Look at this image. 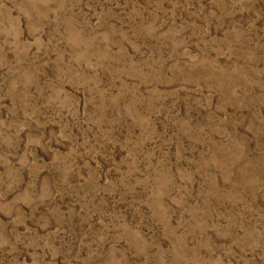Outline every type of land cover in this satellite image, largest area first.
I'll list each match as a JSON object with an SVG mask.
<instances>
[{"label":"rangeland","instance_id":"rangeland-1","mask_svg":"<svg viewBox=\"0 0 264 264\" xmlns=\"http://www.w3.org/2000/svg\"><path fill=\"white\" fill-rule=\"evenodd\" d=\"M0 264H264V0H0Z\"/></svg>","mask_w":264,"mask_h":264}]
</instances>
